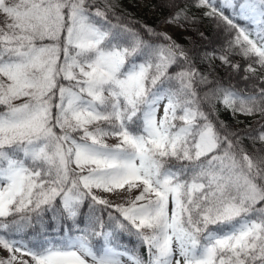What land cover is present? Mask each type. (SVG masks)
Returning a JSON list of instances; mask_svg holds the SVG:
<instances>
[{
    "label": "snow or ice",
    "instance_id": "6c2138e0",
    "mask_svg": "<svg viewBox=\"0 0 264 264\" xmlns=\"http://www.w3.org/2000/svg\"><path fill=\"white\" fill-rule=\"evenodd\" d=\"M152 8L0 0V264H264V0Z\"/></svg>",
    "mask_w": 264,
    "mask_h": 264
},
{
    "label": "rangeland",
    "instance_id": "374dc122",
    "mask_svg": "<svg viewBox=\"0 0 264 264\" xmlns=\"http://www.w3.org/2000/svg\"><path fill=\"white\" fill-rule=\"evenodd\" d=\"M128 6L132 8L131 12L136 13L141 18L146 19H156L159 20L161 18V15L157 12V10H153L152 8V0H129L127 2ZM0 19H3V17H0ZM161 31H167L169 34L173 36L174 39L176 38H183L185 36H191L189 31L181 30L178 27H171L165 24L161 25ZM242 121L249 120V118L246 117H239ZM7 252L0 250V258H7Z\"/></svg>",
    "mask_w": 264,
    "mask_h": 264
},
{
    "label": "trees",
    "instance_id": "16d2710c",
    "mask_svg": "<svg viewBox=\"0 0 264 264\" xmlns=\"http://www.w3.org/2000/svg\"><path fill=\"white\" fill-rule=\"evenodd\" d=\"M129 0H121V3L123 5V8L126 10V13L129 14L132 18L140 21L141 23H147L149 25H153V26H158V30L161 31V21L163 20V18L168 14L167 10L166 9H160V8H157V12L161 15V18L159 20H156V19H146V18H141L139 17L135 12L132 13L131 10L132 8L130 6H128L127 2ZM158 3V0H152V5H155ZM193 12L196 14V15H199L198 12H195V10L193 9ZM200 30L201 31H204L208 34H211L213 31H214V26L211 24V22L207 19H205L201 25H200ZM190 32V31H189ZM191 36H193V38H195V33L193 32H190ZM179 42L181 43H184V39L183 38H176ZM222 118L223 119H229L231 120L232 118L227 114V113H224L222 115ZM254 118H249V120H246V121H243L245 124H248V123H251L252 120ZM139 254L140 255H144L145 254V251L143 248H140L139 250Z\"/></svg>",
    "mask_w": 264,
    "mask_h": 264
}]
</instances>
